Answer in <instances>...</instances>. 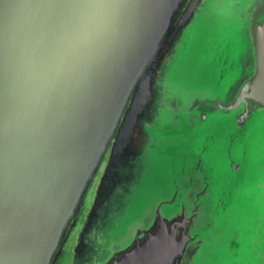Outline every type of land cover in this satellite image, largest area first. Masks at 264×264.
I'll return each mask as SVG.
<instances>
[{
    "label": "water",
    "instance_id": "1",
    "mask_svg": "<svg viewBox=\"0 0 264 264\" xmlns=\"http://www.w3.org/2000/svg\"><path fill=\"white\" fill-rule=\"evenodd\" d=\"M0 264H264V0H0Z\"/></svg>",
    "mask_w": 264,
    "mask_h": 264
}]
</instances>
